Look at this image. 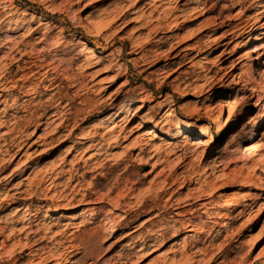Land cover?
Wrapping results in <instances>:
<instances>
[{
  "label": "rangeland",
  "instance_id": "374dc122",
  "mask_svg": "<svg viewBox=\"0 0 264 264\" xmlns=\"http://www.w3.org/2000/svg\"><path fill=\"white\" fill-rule=\"evenodd\" d=\"M135 1L0 0V264H264V0Z\"/></svg>",
  "mask_w": 264,
  "mask_h": 264
},
{
  "label": "bare ground",
  "instance_id": "6f19581e",
  "mask_svg": "<svg viewBox=\"0 0 264 264\" xmlns=\"http://www.w3.org/2000/svg\"><path fill=\"white\" fill-rule=\"evenodd\" d=\"M139 1H141V0H136L135 1V4H134V7H135V5H137L138 3H139ZM140 4V3H139ZM138 6V5H137ZM77 45L78 46H80V47H82L84 50H87V54L88 55H91L94 51H92L90 48H88L87 47V44L84 42V41H82V40H79V41H77ZM2 48V47H1ZM22 58V57H21ZM31 61V60H30ZM29 65H33V63H28ZM28 66V65H27ZM38 67V66H37ZM29 69V68H28ZM3 84V83H2ZM1 84V85H2ZM1 85H0V87H1ZM7 85V84H6ZM5 85V86H6ZM4 86V87H5ZM3 90V89H2ZM7 92V91H6ZM141 111V107L140 108H137V110L135 111V113L137 114H139V112ZM170 118V119H172V120H174L175 119V115L174 114H168L167 116H166V118ZM264 122V116H262L261 117V120L258 122L259 123V125H261L262 123ZM261 123V124H260ZM255 125V124H254ZM259 125L258 126H256V127H258V129L260 128L259 127ZM256 129V130H255ZM257 128H254L253 129V134H252V136H250V138L248 139V140H246V144L240 149V150H238V154L239 155H241L242 157H245V158H248L250 161H252V159H253V157L257 154V153H259L260 152V150H261V148H262V145L260 144V142H259V140H258V138L257 137H255L256 136V131L258 130ZM196 132H201V131H203V129L200 127H198L197 128V130H195ZM256 132V133H255ZM263 135V134H262ZM22 138L23 137H19L18 139H15L14 138V140H12V145L11 146H9V147H6L7 148V150H5L6 152H11V151H13V149H16L17 148V153H19V152H21L22 151V149H23V140H22ZM17 140H19L18 142H17ZM142 142V141H141ZM140 143V142H139ZM140 146H141V144H140ZM220 167V165H217V166H212V167H210V171L212 172V173H214V174H216L217 173V169ZM263 168H264V161H262L261 163H259V164H257L256 166H255V168H253V172H256V171H260V170H263ZM180 170V168L178 167V168H176V172H178ZM245 186H249V185H251L249 182H245V183H243ZM184 189L183 188H180L179 189V191H183ZM7 197H13V196H7ZM242 197V196H241ZM16 198V197H15ZM14 199V198H13ZM12 199V200H13ZM244 199V198H243ZM80 202V201H79ZM78 202V203H79ZM240 202H241V199L240 198H236V199H234V200H227L226 202H225V205H224V207H225V209H226V214H224L223 215V218L222 219H227L228 217H229V213L234 209V208H236V207H238L239 206V204H240ZM203 207V206H202ZM186 229H187V232H191L192 230H191V226L190 225H187L186 227H185ZM97 233V232H96ZM93 234V233H92ZM91 234V235H92ZM93 236V235H92ZM90 238V237H89ZM88 238V239H89ZM95 238V237H94ZM92 239V238H91ZM3 244V243H2ZM73 249V248H72ZM74 250V249H73ZM70 251H72V250H70ZM70 251H68L69 253H71ZM139 252V251H138Z\"/></svg>",
  "mask_w": 264,
  "mask_h": 264
}]
</instances>
